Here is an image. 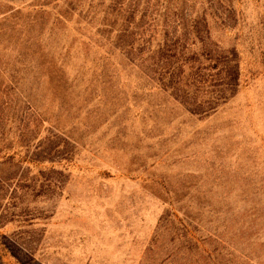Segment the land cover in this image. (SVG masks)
Here are the masks:
<instances>
[{
    "label": "rangeland",
    "instance_id": "obj_1",
    "mask_svg": "<svg viewBox=\"0 0 264 264\" xmlns=\"http://www.w3.org/2000/svg\"><path fill=\"white\" fill-rule=\"evenodd\" d=\"M0 264H264V0H0Z\"/></svg>",
    "mask_w": 264,
    "mask_h": 264
},
{
    "label": "trees",
    "instance_id": "obj_2",
    "mask_svg": "<svg viewBox=\"0 0 264 264\" xmlns=\"http://www.w3.org/2000/svg\"><path fill=\"white\" fill-rule=\"evenodd\" d=\"M198 30V29H197ZM198 34L201 38L202 41H204L208 36V30L206 29V31H201V29H199ZM204 32V33H202ZM237 57V52L234 50L231 53V57L226 56L225 57V67L227 69V74L224 78L221 79V83H219L218 85H224V87H226L227 90H232L234 91L237 84H238V78H239V72H238V64L235 63L234 65L231 66V62H233L235 60V58ZM193 112H198L197 109L193 108L192 109Z\"/></svg>",
    "mask_w": 264,
    "mask_h": 264
}]
</instances>
